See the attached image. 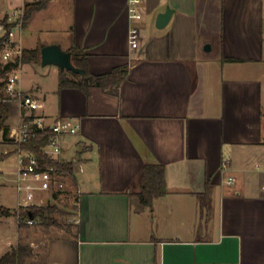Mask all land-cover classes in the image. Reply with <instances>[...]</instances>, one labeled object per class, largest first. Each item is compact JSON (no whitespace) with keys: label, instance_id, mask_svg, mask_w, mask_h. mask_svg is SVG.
Segmentation results:
<instances>
[{"label":"crops","instance_id":"crops-1","mask_svg":"<svg viewBox=\"0 0 264 264\" xmlns=\"http://www.w3.org/2000/svg\"><path fill=\"white\" fill-rule=\"evenodd\" d=\"M35 1L0 0V23ZM199 1L142 0L136 22L128 0H51L23 20L18 36L14 30L21 50H84L93 75L127 67L116 95L59 89V69L40 61L19 68V76L29 69L35 77L17 89L42 101L36 115L44 124L79 125L62 151L74 163V228L31 242L44 245L43 264H264L263 0H217L215 42L197 33ZM167 7L174 12L157 29ZM53 14L64 19V28L55 25L67 42L42 37L41 46H25L31 35L22 31ZM207 44L214 57H205ZM4 105L12 133L21 110L13 100ZM11 144L0 136V145ZM11 148L0 155H17L18 167ZM148 165L164 168L165 192L144 205L138 194Z\"/></svg>","mask_w":264,"mask_h":264},{"label":"trees","instance_id":"trees-1","mask_svg":"<svg viewBox=\"0 0 264 264\" xmlns=\"http://www.w3.org/2000/svg\"><path fill=\"white\" fill-rule=\"evenodd\" d=\"M51 0H38L24 7L23 12V26L35 11L44 9ZM40 49H22L19 58L6 64L0 63V136L2 143H12L9 139V127L6 121L9 117V111L4 105L7 97L3 93V88L6 83L7 75L19 65H27L31 63H38L40 61ZM67 52L71 55V62L74 67L84 70V75L74 74L71 71L60 70L58 74V88L59 89H78L88 95V90L92 87L101 88L109 94L116 95L121 83L127 76V67L114 68L110 73L103 75H93L89 72L87 66V55L84 50L77 47H71ZM32 118L22 119L23 123H29ZM31 135L18 145V150L26 152L29 155L35 156L42 165L53 166L59 173L67 174L74 180V163L70 162H53L41 156V150L45 147L49 140L48 130L40 131L34 126H30ZM6 157V155L4 156ZM4 157H0L1 159ZM164 168L160 165L145 166L141 174V192L138 194L140 203L149 205L154 198L160 197L164 194ZM207 190L202 195V204H205ZM56 196H54V199ZM57 212L54 206H46L41 208L33 207L32 209L24 211L20 214L17 210H11L0 206V216L11 217L15 216L19 220V226H24L25 221L31 219L32 221H41L44 226L56 225V221L47 217L46 214ZM22 221V222H21ZM32 251L26 246L17 245L12 247L9 251L0 256V264H25L26 259L31 257Z\"/></svg>","mask_w":264,"mask_h":264},{"label":"rangeland","instance_id":"rangeland-1","mask_svg":"<svg viewBox=\"0 0 264 264\" xmlns=\"http://www.w3.org/2000/svg\"><path fill=\"white\" fill-rule=\"evenodd\" d=\"M198 10L203 14V18L198 19V28L197 33L199 36L205 40H210L215 42L219 35V7L217 0H200L198 2ZM58 19V18H57ZM55 17H49L48 19H39L36 18L29 29L22 31L25 36L28 34L31 35V38H28L29 42L25 44L28 48L30 46H41L40 39L44 37L45 44H49L53 40H59L61 44H64L68 40V35L60 31L57 25H61L64 28V19H58V22ZM5 20V19H4ZM4 20L0 23L3 24ZM55 23H58L55 25ZM52 25L53 31H45L48 29V26ZM20 29H17L15 32V36H18ZM46 33V34H45ZM43 41V42H44ZM208 45V44H207ZM210 46V45H209ZM211 50V47H210ZM206 51L204 47V55L205 57H214L216 55V50ZM201 52V54H203ZM41 65V63H40ZM23 65H20L22 67ZM55 67V66H54ZM197 65H193V68L196 69ZM26 72H23L19 77V83H22L24 88H27L32 82H35V77L29 69H25ZM50 86V84H49ZM9 143V142H8ZM10 144V143H9ZM15 147L16 151H18V146L15 144H11L9 146L0 145V153L4 152V150L9 151ZM66 150V149H65ZM15 151V150H14ZM68 156L63 157L64 161H72V154L69 152ZM4 155H0L3 157ZM74 156L77 157V154ZM17 167V155L13 153L7 154V156L1 160L0 159V172L2 175L0 176V206L5 207L11 210H17V213L20 214L23 212L22 209H18L15 206L16 196L14 191V184L12 179V173L16 171ZM61 182L64 185V190L59 193V195L55 199H49L44 202L41 206H35L36 208L46 207V206H54L57 212L46 214L47 217L56 221V225H48L44 226L41 224V221L38 219L37 221H33L31 225L25 224L24 226H19V220L15 216L4 217L0 216V255H3L5 252L9 251L12 247H16L17 245H23L31 249L32 255L28 259H26L25 264H43L44 260V245L39 244L38 248H33L31 246V242H39L41 238L47 239L52 233L56 231L62 232H71L74 228V216H75V202L77 200V193H75L76 185L74 180L69 176H62ZM4 184V185H3ZM34 207V206H33ZM31 207V209L33 208ZM22 222V221H21ZM25 223V222H24ZM57 233V232H56Z\"/></svg>","mask_w":264,"mask_h":264},{"label":"built area","instance_id":"built-area-1","mask_svg":"<svg viewBox=\"0 0 264 264\" xmlns=\"http://www.w3.org/2000/svg\"><path fill=\"white\" fill-rule=\"evenodd\" d=\"M142 0H128V15L134 21L142 19ZM264 11V0L262 2ZM23 23V11H14L8 15L3 24L0 25V61L3 64L14 61L21 55V49L13 46L11 36L15 29H20ZM136 30L132 29L131 33ZM20 65L13 69L6 78L3 93L7 100L16 101L20 110V124L17 130L9 133L8 137L12 143L18 146L31 135L30 126L37 130H48L49 140L41 150V156L53 162H66L62 159L64 139L76 136L79 132V125L71 118H58L51 124H44L43 119L36 115V111L42 109V101L31 93H22L17 89L19 82ZM32 118L29 123H23L22 119ZM18 167L13 179V188L18 197L17 208L23 212L31 207L41 206L49 199H54L64 189L61 182L62 176L67 174L59 173L53 166L42 165L33 155L18 150ZM31 219L25 224L31 225Z\"/></svg>","mask_w":264,"mask_h":264},{"label":"water","instance_id":"water-1","mask_svg":"<svg viewBox=\"0 0 264 264\" xmlns=\"http://www.w3.org/2000/svg\"><path fill=\"white\" fill-rule=\"evenodd\" d=\"M173 12L172 9L167 7L163 13L158 14L155 21V27L157 29L164 28L168 24ZM205 50L209 51L210 46L206 45ZM39 55L42 66H55L60 70H67L74 74L84 75V70L78 69L72 64L70 53L63 51L59 46H44L40 48Z\"/></svg>","mask_w":264,"mask_h":264}]
</instances>
